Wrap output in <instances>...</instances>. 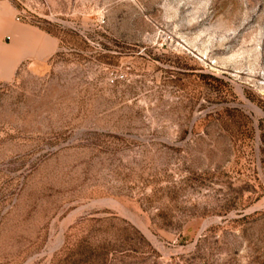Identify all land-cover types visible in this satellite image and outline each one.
Wrapping results in <instances>:
<instances>
[{"label": "rangeland", "instance_id": "374dc122", "mask_svg": "<svg viewBox=\"0 0 264 264\" xmlns=\"http://www.w3.org/2000/svg\"><path fill=\"white\" fill-rule=\"evenodd\" d=\"M0 264H264V0H0Z\"/></svg>", "mask_w": 264, "mask_h": 264}, {"label": "built area", "instance_id": "2783aa9c", "mask_svg": "<svg viewBox=\"0 0 264 264\" xmlns=\"http://www.w3.org/2000/svg\"><path fill=\"white\" fill-rule=\"evenodd\" d=\"M7 39L9 40V39H10V37H7Z\"/></svg>", "mask_w": 264, "mask_h": 264}, {"label": "bare ground", "instance_id": "6f19581e", "mask_svg": "<svg viewBox=\"0 0 264 264\" xmlns=\"http://www.w3.org/2000/svg\"><path fill=\"white\" fill-rule=\"evenodd\" d=\"M259 112V111H258ZM260 113V112H259Z\"/></svg>", "mask_w": 264, "mask_h": 264}]
</instances>
